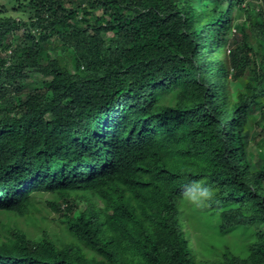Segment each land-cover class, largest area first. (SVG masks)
Returning <instances> with one entry per match:
<instances>
[{"label":"trees","instance_id":"1","mask_svg":"<svg viewBox=\"0 0 264 264\" xmlns=\"http://www.w3.org/2000/svg\"><path fill=\"white\" fill-rule=\"evenodd\" d=\"M204 2L30 0L27 19L0 17V217L58 225L1 230L0 264H264V158L246 154L264 0ZM30 73L46 81L28 89ZM201 180L215 199L182 204Z\"/></svg>","mask_w":264,"mask_h":264},{"label":"rangeland","instance_id":"2","mask_svg":"<svg viewBox=\"0 0 264 264\" xmlns=\"http://www.w3.org/2000/svg\"><path fill=\"white\" fill-rule=\"evenodd\" d=\"M29 1L30 0H0V11H1L0 17H13V18L20 17L21 19H27L28 15L26 14V12H24L23 10L19 11L17 6L22 5V4L28 5L27 2ZM191 1L195 4V7L198 8L197 9L198 11L202 9L201 8L202 6L199 7V5H200V2H203V1L201 0H191ZM202 4H206V3L203 2ZM3 9L5 10V13H3ZM237 16H238V12H234L233 17L236 19ZM21 33H22V30H20L17 35H21ZM252 47L254 48V50H256L255 45H252ZM219 56L220 55L218 51H216L213 55V60L216 62ZM69 70L71 73L74 72L75 71L74 66L70 65ZM43 81H46V79L34 73L33 74L30 73L29 75H27V81H25L26 83L24 86L27 87L28 89L30 88L33 89L37 86L36 85L37 83H41ZM6 105H8V103L5 100L0 102V108L5 107ZM259 116L260 115L258 114V111H257L254 117L256 119L257 127L254 130V132H252V135H251L252 140H251V143H249V145L247 146V152H246L248 159L256 164H261L264 158V133L262 131L264 120H258ZM53 218H54L53 215L40 212L31 219V222L23 223L22 220L18 219L17 223H15L13 222V220H11L10 222L7 221L5 219V215H2L0 217V233H1V230H6L7 228H10V227L15 228V226L18 224V226L22 228V230L25 233H27L28 236L31 237L33 240L42 238L44 234H46L47 232L49 234L48 235L49 237L52 232H55V230L58 229V225L56 221L55 223L52 221ZM187 231H189L192 241L194 240L195 236L199 235V232H200L195 227H189V226L187 228Z\"/></svg>","mask_w":264,"mask_h":264},{"label":"clouds","instance_id":"3","mask_svg":"<svg viewBox=\"0 0 264 264\" xmlns=\"http://www.w3.org/2000/svg\"><path fill=\"white\" fill-rule=\"evenodd\" d=\"M201 1L204 2V0ZM203 2L200 3L202 4ZM223 9L224 13L226 11V6ZM188 188L190 190L185 191L179 198L182 204L191 202L197 205H207L216 197V193L211 188H209L202 180L190 182Z\"/></svg>","mask_w":264,"mask_h":264}]
</instances>
